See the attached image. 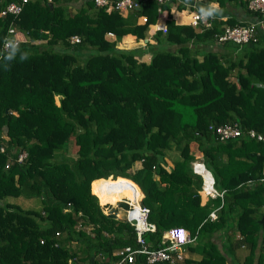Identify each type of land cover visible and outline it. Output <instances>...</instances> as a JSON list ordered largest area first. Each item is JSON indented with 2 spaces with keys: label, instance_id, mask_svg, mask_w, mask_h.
<instances>
[{
  "label": "trees",
  "instance_id": "16d2710c",
  "mask_svg": "<svg viewBox=\"0 0 264 264\" xmlns=\"http://www.w3.org/2000/svg\"><path fill=\"white\" fill-rule=\"evenodd\" d=\"M66 1L27 0L17 15L0 16V43L10 21L21 33L0 54V264H111L116 250L135 245V233L116 215L125 203H109L135 201L134 184L155 225L143 233L147 245L183 226L195 240L187 248L201 256L147 263L136 253L123 264H264V141L245 132H264V41L230 59L215 51L198 58L186 42L211 43L222 23L235 20L195 31L175 23L163 3L166 32L156 42L180 45L151 44L149 60L140 61L105 34L143 37L159 13L155 1L135 11L142 23L93 0L70 12ZM203 1L247 7V0ZM72 35L77 42L69 43ZM228 46L233 52L237 44ZM226 122L240 135L220 140L209 128ZM71 137L75 156L66 155ZM173 147L178 156L166 154ZM22 149L26 156L4 168ZM193 161L209 170L221 197L203 194ZM19 195L39 205L10 200Z\"/></svg>",
  "mask_w": 264,
  "mask_h": 264
},
{
  "label": "built area",
  "instance_id": "2783aa9c",
  "mask_svg": "<svg viewBox=\"0 0 264 264\" xmlns=\"http://www.w3.org/2000/svg\"><path fill=\"white\" fill-rule=\"evenodd\" d=\"M27 0H13L7 2L0 9V16H15L19 13L22 8V5ZM50 1V0H48ZM145 0H93V3L96 6H104L105 10L114 9L120 13L127 11H136L140 8L142 3ZM157 5V11H160V6L163 3L171 2V0H153ZM193 1H203V0H193ZM247 7L254 11L259 16L257 20L254 22H246V23H226L220 25L219 30L214 33V40L216 42H232L238 45L245 43H254L259 35L264 34V0H247ZM142 22H144L145 16L139 14ZM213 16H209L207 18H202L200 15V10L192 9L189 12L188 23L191 27L197 28L199 30H204L210 28L213 22ZM153 26L159 32H166L165 24H158L155 21L148 24V27ZM16 28L14 24L10 21L7 24L5 34L0 43V54L3 51L8 50L9 48L17 45L19 38L16 35ZM106 34H111V32H107ZM69 43H75L78 41V37L76 35H72L69 37ZM145 40V38H144ZM213 130V133L220 140H226L229 138H233L239 136L242 132V129L235 122H226L217 126H209ZM246 134L249 137L255 138L257 140L264 141V132H258L253 128L246 129ZM6 138V136H3ZM4 151V146L0 144V152ZM14 159H7L4 163V168H7L9 164L14 160L16 162L21 161L24 156H26V151L24 149L19 150L16 155H14ZM192 171L198 173L202 177V190L206 195L221 196L222 191H217L213 187V178L209 174L208 170L205 168L202 162L193 161L192 162ZM205 175H208L210 180L209 184H206ZM264 179V176L261 178ZM140 197L132 201L130 199L122 196L117 199L113 203H109L114 206L117 205V202L122 201L125 204L123 206H118L121 208L122 219L127 221L132 225L135 233V242L134 246L132 245H124L114 253L118 255V258L111 262V264H123L125 262H130L133 260L134 255L136 253L144 254L145 261L147 263H155L167 261L169 263H173L177 259H180L184 256V246L190 241H193L194 236L191 235L188 230L183 226H172L164 231V237L160 240L161 245L156 247H149L143 238V233L145 231H152L155 228L153 222L149 221L147 218L148 208L140 203ZM103 203L102 205H104ZM107 211V210H105ZM119 211V210H118ZM118 211L116 215L118 217ZM208 218L214 219L216 218L215 209H212L208 212ZM42 242V239H40ZM92 264H102L101 262Z\"/></svg>",
  "mask_w": 264,
  "mask_h": 264
},
{
  "label": "crops",
  "instance_id": "0c3cea01",
  "mask_svg": "<svg viewBox=\"0 0 264 264\" xmlns=\"http://www.w3.org/2000/svg\"><path fill=\"white\" fill-rule=\"evenodd\" d=\"M65 3H66L67 10L71 12L77 9L80 6V4H83V0H67ZM246 6H247V3H246ZM201 8H204V9L214 8L215 10L213 11V14H212L214 20H217L220 18H223V19L232 18L235 20L234 23L254 22L257 20V17L259 16L258 14L254 13V11H251L248 7L243 8L237 5L236 3L234 4L232 1L227 2L222 8H219L218 3L216 1H209V2L206 1L205 2V1H193V0H171V2L167 3L166 10H167V14L170 15V17L173 19L175 23L187 24L188 18H189V12L192 9L200 10ZM163 12L164 11L160 13L159 11V13H157L156 18L154 20L156 23L165 24V21L163 18V14H164ZM121 14L123 16H127V18L132 20L133 23H142V20L139 14L135 15V11L122 12ZM193 29L195 31H200L197 28H193ZM16 35L18 38H20L21 33L16 32ZM164 35L165 34L163 32H159L153 26H151V27H148L144 36L141 38L136 37L132 33H125L117 39L114 37L112 33L105 34V37L110 41H114V45L117 48L135 49L137 52L135 53L136 59L147 62L150 58L149 50L151 48V44H156V49L157 48L161 49L164 47V49H167V50H173V51L177 50L180 43H177V42H174L171 44L163 43L162 40H160L161 42L160 41L156 42L157 36L159 38H162ZM263 35L264 34L259 35L258 39L254 43L258 42V40L260 39L264 41ZM186 43L190 47L192 52H194L196 57L198 58L201 57V53L204 51H215L217 53H221L222 55L227 54L226 57H228L229 55L230 58H233L236 56L235 50H238L239 48H241L240 45L237 44V47L235 48L233 53H231L232 51L231 49H229V46L225 45L227 42L219 43L213 40L211 43H206V42H200V43L196 42L195 43V42H189V41H187ZM232 44H235V43H232ZM245 44L250 46V43H245ZM241 45H244V44H241ZM165 160L166 161L163 164V166L166 169H169V167L172 165V161H171L172 159L167 157L165 158ZM139 164H140V161L137 160L135 165L138 166ZM128 186H131V185H128ZM132 188L137 192L138 197L132 195L131 193L130 194L138 199L140 197V191L137 189L135 185H133ZM204 198L205 196H202L201 202L204 201ZM194 241L189 242L184 246L185 248H184L183 253L185 257H190L192 259H199L201 256V253L198 250H189V248H187V245L193 243ZM225 264H230L229 259H227V262Z\"/></svg>",
  "mask_w": 264,
  "mask_h": 264
},
{
  "label": "rangeland",
  "instance_id": "374dc122",
  "mask_svg": "<svg viewBox=\"0 0 264 264\" xmlns=\"http://www.w3.org/2000/svg\"><path fill=\"white\" fill-rule=\"evenodd\" d=\"M231 44H232L231 42H227L225 45H231ZM240 47L241 48H239L238 50H235L236 55H239L242 51L246 50L248 48V45L244 44V45H240ZM81 52L83 54L86 53L85 50H81ZM231 53H233V52H231ZM230 55H232V54H230ZM227 59H230L229 55H228ZM56 98H57V96H55V100H56ZM66 148H67L66 149V155H69V156H75L76 155V145H75L72 137L68 140ZM166 154H168V156H178V151L175 149V147H173L170 150H168ZM136 161L132 164L130 170L140 166V164L138 166L135 165ZM100 185H95L92 188V193H94L96 196H97V192L99 190ZM97 199H98V196H97ZM10 200L19 204L20 206L26 207V208L27 207H34L35 208L39 205V202H38L36 197H24V196L19 195L16 197H10ZM113 204H114V202H113ZM103 210L104 211L106 210L105 207L103 208ZM118 210H119L118 211V217L120 218V217H122V214H121L122 209L119 208Z\"/></svg>",
  "mask_w": 264,
  "mask_h": 264
},
{
  "label": "clouds",
  "instance_id": "9594fccd",
  "mask_svg": "<svg viewBox=\"0 0 264 264\" xmlns=\"http://www.w3.org/2000/svg\"><path fill=\"white\" fill-rule=\"evenodd\" d=\"M215 9L214 8H209V9H204V8H201L200 9V15H201V17L202 18H207V17H209V16H211L212 14H213V11H214ZM4 165V164H3ZM4 167V166H3ZM206 168V167H205ZM207 169V168H206ZM208 170V169H207ZM208 172H209V170H208ZM209 174L211 175V173L209 172ZM200 175V174H199ZM201 176V175H200ZM212 177V176H211ZM201 179H202V177H201ZM131 180V179H130ZM201 185H202V182H201ZM138 186V185H137ZM202 188V187H201ZM139 190H140V188H139ZM218 191V190H217ZM140 192H141V190H140ZM202 192H203V190H202ZM141 194H142V192H141ZM203 194L204 195H206L204 192H203ZM143 195V194H142ZM206 196H209V195H206ZM215 196H219V195H215ZM215 196H209V197H215ZM219 197H221V196H219ZM212 209H215V213H216V209H217V207L216 208H212ZM211 209V210H212ZM210 211V210H209ZM189 232V231H188ZM193 241H194V239H193ZM190 242H192V241H190ZM189 243V242H188ZM186 245V244H185Z\"/></svg>",
  "mask_w": 264,
  "mask_h": 264
},
{
  "label": "bare ground",
  "instance_id": "6f19581e",
  "mask_svg": "<svg viewBox=\"0 0 264 264\" xmlns=\"http://www.w3.org/2000/svg\"><path fill=\"white\" fill-rule=\"evenodd\" d=\"M205 178H206V184L208 185L209 184V180H210V178H209V176L208 175H205ZM120 179H125V178H119V179H117V180H115V181H118V180H120ZM125 180H127V181H130V180H128V179H125ZM115 181H113V182H115ZM131 182V181H130ZM112 183V182H111ZM133 183V182H132ZM134 184V183H133ZM100 185V184H99ZM134 185H136V184H134ZM140 194H141V192H140ZM99 202V201H98Z\"/></svg>",
  "mask_w": 264,
  "mask_h": 264
},
{
  "label": "water",
  "instance_id": "95a60500",
  "mask_svg": "<svg viewBox=\"0 0 264 264\" xmlns=\"http://www.w3.org/2000/svg\"><path fill=\"white\" fill-rule=\"evenodd\" d=\"M5 112H6V110H5ZM90 264H92V258H90Z\"/></svg>",
  "mask_w": 264,
  "mask_h": 264
}]
</instances>
